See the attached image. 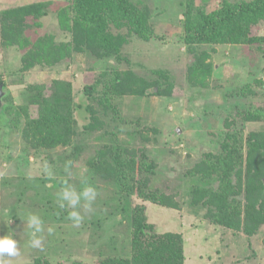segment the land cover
<instances>
[{
    "label": "trees",
    "instance_id": "obj_1",
    "mask_svg": "<svg viewBox=\"0 0 264 264\" xmlns=\"http://www.w3.org/2000/svg\"><path fill=\"white\" fill-rule=\"evenodd\" d=\"M67 2L57 10L62 31L59 37L55 33L39 34L34 41L30 40V31L34 27L42 28V18L51 14L50 4L36 1L2 7L0 3V45L25 51L21 57L22 72L72 61L78 54L103 59L106 66L90 83L83 84L78 98H75L74 83L62 78L29 84L22 93L23 102L18 104L6 94L1 98L0 120L21 132L32 153L48 152L59 146L71 147L69 158L73 161L79 158L84 138L100 131L97 139L100 147L84 162L88 167L87 179L91 185L96 179L110 180L115 191L109 204L112 212H106L104 218L97 215L95 220L92 216L90 220L95 222L97 231L96 239H92L93 250H90L91 257L95 258L92 264H185L184 234L159 231L149 220L146 205L135 203L139 198L178 209L181 201L150 184L156 162L148 151L122 140L119 134L130 122L135 123V128H126L131 129L126 132L131 139L151 144L157 141L159 133L155 126L141 125L139 119L136 122L124 118L123 97L177 96L176 84L167 70L155 69L144 77L137 74L131 60L123 53V45L129 38L113 31L117 27L127 28V35L151 40L155 33L150 24V11L132 0ZM184 6L183 41L191 58L186 78L192 86L208 87L209 79L222 71L210 61L206 46L251 45L264 58V33H258V26L264 24V0H222L218 7H210L208 0H185ZM111 59H115V63H110ZM124 63V68L120 67ZM0 83L5 88L2 74ZM261 89L264 90V82L256 78L238 92L256 98L261 96ZM77 112L83 114L82 125ZM244 118L246 123L263 121L264 106L248 108ZM232 122L235 124V120L225 123L227 130H222L213 142L217 148L189 170L190 176L199 179L198 185L191 189V204L203 208L210 223L247 236L250 245V238L264 225V132L245 134L242 129L232 128ZM114 124L118 132L111 128ZM72 160L62 159L54 168L50 177L56 187L66 185L65 166ZM114 204L123 213L120 221H117ZM84 212V219H88ZM127 216L131 240L119 245L118 238L111 234L112 224L114 221L122 223ZM107 229L109 234H106ZM262 242L264 245V236ZM126 247L128 251L124 254L115 255L116 250L124 251ZM46 255L24 264H88L73 253L58 262H52Z\"/></svg>",
    "mask_w": 264,
    "mask_h": 264
},
{
    "label": "rangeland",
    "instance_id": "obj_2",
    "mask_svg": "<svg viewBox=\"0 0 264 264\" xmlns=\"http://www.w3.org/2000/svg\"><path fill=\"white\" fill-rule=\"evenodd\" d=\"M36 1L50 4L52 11L49 16L42 18L41 29L32 28L30 40H36L39 34L55 33L59 37L62 31L57 10L64 7L67 0H0V3L2 7H12ZM132 1L149 9L150 24L155 36L146 41L136 35H127V28H114V33H121L129 38L123 45V53L131 60L139 76L151 74L155 69L167 70L176 84L177 96L169 98L150 94L140 98L123 97V117L136 122L139 119L141 125L147 123L155 126L159 133L157 141L151 144L138 138L131 139L126 132L135 128V123L130 122L124 127L131 129L123 128L119 134L122 140L148 151L151 159L156 162L155 174L151 177L150 184L168 195H175L181 201V206L178 209L163 207L139 198L135 199V203L146 205L148 218L159 231H179L184 234L185 264H264V225L250 238L251 244L248 245L249 238L242 233L236 234L231 229L210 223L204 216L205 210L191 204V189L193 185H198L199 179L188 173L207 153L217 148V144L213 142L217 141L222 130H227L226 122L235 120V124L231 123L232 128L242 129L245 134L250 131L264 132V120L246 123L244 118L248 108L264 106V90L261 89V96L256 98H249L238 92L248 82H255L256 78L264 82V58L251 45L206 46L210 61L217 69L222 68V71L209 79L208 87H194L186 78L188 60L191 61V58L183 41L185 0ZM221 2L222 0H208L210 7H218ZM258 33H264V24L258 26ZM24 52L18 47L0 45V74L5 83V88L1 83V97L10 95L15 104L23 102L22 93L29 84L50 82L55 78L72 81L75 98H78L82 94L83 84L90 83L94 75L102 72L107 64L103 59L78 54L72 61L66 60L55 66H37L22 72L20 67ZM109 62L115 63V59ZM124 65L126 63L120 67ZM258 89L260 90L259 87ZM77 113L82 125L83 114ZM7 123L0 120V236L13 235L19 249L18 256L5 258L7 264H24L46 254L52 262H58L63 261L69 253L92 264L95 258L91 257L90 250H93L92 239H96L97 231L95 222L90 220L92 216L95 220L97 215L104 218L106 212H112L109 205L115 191L112 181L96 179L93 182L92 186L96 188L98 195L91 211L82 210L88 219H84L79 226H74L68 219L69 210L61 209L57 201L56 194L62 187H56V182L42 171L45 162L53 172L63 162L62 159L72 160L69 158L72 148L59 146L48 152L34 154L23 140L21 132ZM115 124L111 128L118 132ZM99 136L100 131H95L90 137L84 138L79 158L72 160V175L66 176V184L79 188L81 171L89 177L88 167L84 162L100 147L101 142L97 140ZM141 169L144 167L141 166ZM211 180L216 186L217 183ZM113 208L117 221H120L122 211L117 204ZM30 213L40 215L44 222V231L38 234L42 237V250L32 248L28 243L26 219ZM117 221L112 224L114 228L111 234L118 238L119 245L130 243L129 216L122 223ZM49 228L52 229L51 233L48 232ZM106 231V234L110 233L108 229ZM102 237L105 238V235ZM122 251L116 250L115 255L124 254L128 247Z\"/></svg>",
    "mask_w": 264,
    "mask_h": 264
},
{
    "label": "clouds",
    "instance_id": "obj_3",
    "mask_svg": "<svg viewBox=\"0 0 264 264\" xmlns=\"http://www.w3.org/2000/svg\"><path fill=\"white\" fill-rule=\"evenodd\" d=\"M71 167V162L65 166V172L69 177L72 175ZM42 171L46 176L52 175V169L47 162L44 163ZM80 181L81 186L79 188L69 183L56 194L59 207L69 210L68 219L72 221L74 226H79L83 222L82 210L91 211L98 195L96 188L88 182L87 176L83 171L80 173ZM26 225L29 229V246L42 250L43 241L38 234L44 231L43 219L38 214L30 213L27 216ZM12 231L14 232V230ZM48 232L51 233L52 229L49 228ZM18 255L17 240L13 238V235L0 236V264H7L6 257H16Z\"/></svg>",
    "mask_w": 264,
    "mask_h": 264
},
{
    "label": "water",
    "instance_id": "obj_4",
    "mask_svg": "<svg viewBox=\"0 0 264 264\" xmlns=\"http://www.w3.org/2000/svg\"><path fill=\"white\" fill-rule=\"evenodd\" d=\"M2 92H3V85L0 83V102H1V96H2Z\"/></svg>",
    "mask_w": 264,
    "mask_h": 264
}]
</instances>
